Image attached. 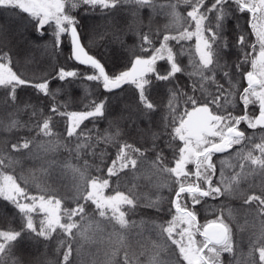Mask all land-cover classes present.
Instances as JSON below:
<instances>
[{
	"label": "snow or ice",
	"instance_id": "snow-or-ice-1",
	"mask_svg": "<svg viewBox=\"0 0 264 264\" xmlns=\"http://www.w3.org/2000/svg\"><path fill=\"white\" fill-rule=\"evenodd\" d=\"M125 9L131 19L112 38L127 48L121 33L131 34L135 43L128 65L110 72L82 43L76 13H98L107 21ZM0 11L18 16L41 38L50 34L53 52L66 38L68 59L91 69L86 74L60 67L54 79L67 85L83 79L102 90L89 94L83 110L70 111L69 101L59 99L66 94L63 84L53 91L47 76L25 78L14 70L11 54L0 51V105L7 110L0 134L17 136L7 150L0 149V198L21 217L18 228L0 229V264H23L15 249L25 239L45 247L55 241L57 264H79L86 245L95 246L96 255L107 249L102 262L94 256L90 264H226L225 254L228 264H264V135L257 142L240 127L264 133V0H0ZM158 17L166 20L163 30L153 27ZM193 40L194 47L184 46ZM184 55L187 65L179 59ZM179 76L189 83L181 86ZM125 86L134 89L135 102L117 112ZM24 87L34 90L36 103L20 100ZM160 87L166 89L163 107L153 99ZM237 103L242 114L231 110ZM250 105L258 113H250ZM56 117L65 121L62 140L54 131ZM101 122L107 127L101 129ZM33 148L45 154L63 149L82 161L60 165L77 180L74 207H65L46 187L34 195L19 182L13 154ZM225 152L229 159L221 161L214 181L213 157ZM55 168L52 161L41 173L53 177ZM93 168L106 169V176L91 175ZM122 174L131 177L127 191L120 190ZM154 176L166 179L157 183ZM112 177L114 194H105ZM141 179L156 189L154 198L138 194ZM165 188L167 199L160 194ZM208 197H240L253 219L240 224L221 204L201 223L196 206ZM141 208L170 218L130 219ZM245 231H250L246 254L236 239Z\"/></svg>",
	"mask_w": 264,
	"mask_h": 264
},
{
	"label": "trees",
	"instance_id": "trees-1",
	"mask_svg": "<svg viewBox=\"0 0 264 264\" xmlns=\"http://www.w3.org/2000/svg\"><path fill=\"white\" fill-rule=\"evenodd\" d=\"M183 5H181V11H183ZM77 19L80 21L78 30L81 33L82 43H84L88 51L95 55L102 63L105 64V67L108 71H113L121 69L128 65L129 63V48L135 43V37L131 34H123L122 38L124 39L126 47H122L121 44L114 41L112 38L113 32H118L120 29L126 27L130 21V16L128 15L127 9L124 11L118 12L115 17L110 20H105L98 13L88 12L87 14L83 11L76 13ZM166 22L164 17H158L156 23L153 27H160L163 30V25ZM241 24L244 23L243 20L240 21ZM184 46L187 48L189 46L193 47V41L183 42ZM175 51H179V46L174 48ZM0 51H7L11 54L13 59L14 70L22 74L27 79L37 80L41 76H47L50 80V88L55 91L60 88L63 84L65 95L59 97L62 100L69 101L68 110H83L84 106L88 103V98L94 96L98 93V90L94 82L86 81L83 79H77L72 85H67L64 82L54 79L56 71L60 67H65L68 70L77 69L81 73L90 74L91 69L86 66L78 65L76 62L69 60V48L67 44V39L65 38L64 44L59 52H53L51 50V35L47 34L43 38L39 37L30 26L26 27L24 22L20 20L18 16L10 12L0 11ZM179 59L183 61L185 65L188 63V56H180ZM231 60H235V51H233ZM163 65V62H159ZM189 83L186 76H179V84L185 86ZM244 83V82H242ZM227 87V85H225ZM246 86V85H245ZM127 91L121 93V99L119 100V107L115 111H119L120 107H123L126 103L135 102V93L134 89L130 86H125ZM2 92H0V98H2ZM18 95L21 101H31L33 103L37 102V94L31 87H24L22 90H18ZM153 99L157 101L163 107L166 104V89L164 87L157 88L153 91ZM42 104L47 103V100L41 98L40 101ZM116 102L114 101V104ZM243 106L240 103H237L233 111V114H242ZM258 108L256 106H250L249 112L256 113ZM6 109L3 105H0V118L6 116ZM27 119V117H22ZM88 123V122H85ZM54 131L60 135L61 140L63 139V132L65 128V121L56 117L54 120ZM92 127L91 124L88 125ZM107 127L106 122H101L100 128L103 129ZM242 130L246 131L248 135H255L257 142H259V137L264 135L260 129L252 130L248 129L245 124L241 126ZM27 133H21V135H26ZM17 136L15 134H0V149L7 150L8 143L15 142ZM55 142L53 143V146ZM236 148L229 150L232 156H235ZM110 154L114 157L115 149L109 150ZM229 152L222 153L220 156L214 158L213 162L217 167V177H214V181L218 178L219 170L221 167V161L229 159ZM18 163L13 165L14 174L20 178L19 182L22 186L27 187L30 194L39 195L41 188L47 189L51 194L56 195L58 198H62L64 201V206H72L75 204L73 198L76 195L75 184L77 180L74 179L71 172L61 171L60 165L65 161H71L73 164L79 165L82 161H76L73 159L67 152L63 149H60L56 152L49 151L45 154L44 151L33 148L31 152H25L23 154H13ZM90 163L91 158H89ZM52 161L56 162L55 173L53 177H44L41 173V169L48 168L49 163ZM110 163V161H108ZM99 163V161H96ZM103 167V165H101ZM226 172L228 169H225ZM12 171V169H8ZM91 175H105L106 169L103 173L96 172L93 169H90ZM131 177H124L119 181L120 190L127 191L129 184L128 181ZM153 181L157 183L163 182L166 178L164 177H153ZM140 187L138 189V194L141 197H153L156 193V189L146 183L143 179L139 182ZM111 187L106 190L105 194H114L113 190L116 188V177H112L110 181ZM39 185V187H38ZM166 199L169 197L168 190L162 189L160 191ZM206 203L202 202V205H197L196 209L198 212L199 220L201 223L205 221V218H213V210L217 209L221 204L230 207L235 215L236 220L243 224L245 218L249 221L253 219L251 211L241 207L242 200L240 197L237 198H225L221 197L218 200H214L211 197L205 198ZM190 204V200H189ZM165 203V207H167ZM91 213V209L88 210ZM225 215H227V209H225ZM42 216H35L37 224ZM154 219L157 222L161 220H166L168 217L166 214L157 215L151 209H138L135 215H131L130 219L137 221L138 223L141 219ZM21 223V217L18 215L17 210L13 205L7 201H3L0 198V229L7 228H18ZM234 231H236L234 225ZM250 231L237 232L236 239L240 246V251L244 254L248 250V237ZM107 249H100L99 254H97V248L95 246L89 248L87 245L84 250L80 252L79 264H90V261L94 258L98 262L104 260V251ZM16 256L23 262V264H57L59 259L58 253L56 251V244L53 241L49 246L45 247L44 244H37L31 239H25L16 246L15 249ZM239 254V252H238ZM230 258L225 254V261L228 264ZM234 264V262H233Z\"/></svg>",
	"mask_w": 264,
	"mask_h": 264
},
{
	"label": "rangeland",
	"instance_id": "rangeland-1",
	"mask_svg": "<svg viewBox=\"0 0 264 264\" xmlns=\"http://www.w3.org/2000/svg\"><path fill=\"white\" fill-rule=\"evenodd\" d=\"M193 47H194V40H193ZM250 106H252V105H250ZM250 106H249V107H250ZM256 108H258V106H256ZM256 113H258V110H257V112H256ZM245 126L247 127V125H246V124H245ZM189 167L191 168V167H193V166H192V165H190Z\"/></svg>",
	"mask_w": 264,
	"mask_h": 264
},
{
	"label": "flooded vegetation",
	"instance_id": "flooded-vegetation-1",
	"mask_svg": "<svg viewBox=\"0 0 264 264\" xmlns=\"http://www.w3.org/2000/svg\"><path fill=\"white\" fill-rule=\"evenodd\" d=\"M225 153H226V152H225ZM221 154H222V153H217L216 155H214L213 160H214L215 157L220 156Z\"/></svg>",
	"mask_w": 264,
	"mask_h": 264
}]
</instances>
